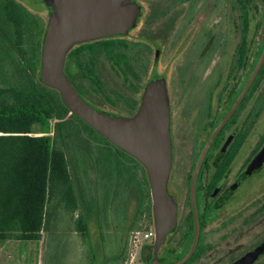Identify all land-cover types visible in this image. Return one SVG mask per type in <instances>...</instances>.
I'll return each mask as SVG.
<instances>
[{"label":"flooded vegetation","instance_id":"1","mask_svg":"<svg viewBox=\"0 0 264 264\" xmlns=\"http://www.w3.org/2000/svg\"><path fill=\"white\" fill-rule=\"evenodd\" d=\"M18 1L30 9L43 5ZM141 1L125 0L143 11ZM148 2L135 26L76 44L70 51L83 47V62L74 58L68 64L88 72L82 78L91 83L86 90L74 84L84 96L106 107L122 101L123 109L113 108L124 115L137 112L149 82L164 80L175 223L154 255L150 197L145 219L152 232L140 262L264 264V0ZM107 42L115 44L110 53L103 47ZM96 50L123 84L105 102L93 96L103 90L92 73ZM217 126L193 181L197 159Z\"/></svg>","mask_w":264,"mask_h":264},{"label":"trees","instance_id":"2","mask_svg":"<svg viewBox=\"0 0 264 264\" xmlns=\"http://www.w3.org/2000/svg\"><path fill=\"white\" fill-rule=\"evenodd\" d=\"M44 27L39 9L0 0V240L75 234L85 264H124L129 234L150 215L145 169L39 80ZM114 45L103 44L106 53ZM78 48L66 63L77 87L88 73L68 66L83 62Z\"/></svg>","mask_w":264,"mask_h":264},{"label":"water","instance_id":"3","mask_svg":"<svg viewBox=\"0 0 264 264\" xmlns=\"http://www.w3.org/2000/svg\"><path fill=\"white\" fill-rule=\"evenodd\" d=\"M41 2L45 11V27L40 45L39 80L57 90L61 101L71 113L143 165L154 216L156 255L157 247L175 223L176 212V202L168 190L171 145L164 80L149 82L137 112L124 115L90 101L75 87L66 72L68 54L76 44L132 28L139 22L142 8L134 3L130 5L125 0ZM219 126L210 134L197 159L193 181L206 145L217 133ZM197 228L195 212V232ZM153 264L165 263L155 258Z\"/></svg>","mask_w":264,"mask_h":264},{"label":"rangeland","instance_id":"4","mask_svg":"<svg viewBox=\"0 0 264 264\" xmlns=\"http://www.w3.org/2000/svg\"><path fill=\"white\" fill-rule=\"evenodd\" d=\"M141 1V0H140ZM151 0H145L141 1L143 2V11L142 14L147 13V9L149 6V2ZM156 2L160 3L161 5L163 3H166V0H155ZM211 1V0H208ZM219 4V3H217ZM223 4V3H222ZM221 3L219 5H222ZM220 10H226L227 7H218ZM39 12L45 16L44 6L41 5V8L39 9ZM45 18V17H44ZM143 19V18H142ZM93 57V61L95 63V67L92 69L93 76L96 77L98 80L102 83V93H98L95 96V99L101 100V102H105V97L109 96L115 99L117 96V92L123 90V84L121 76H119L116 71L111 67L110 63L106 60L103 53L100 50H96V52L91 56ZM81 84V90H86L88 86H90V81L88 79L82 80ZM130 94V93H128ZM94 102V101H93ZM98 102V101H97ZM96 102V103H97ZM98 104V103H97ZM102 104V103H99ZM103 105V104H102ZM106 106V105H105ZM111 110L114 111V109H123L122 101H117L112 106L107 105ZM115 107V108H113ZM130 207H133V201L131 202ZM142 228V229H141ZM140 230H138V234L134 237V235L131 236L132 232L129 234V240H128V249H127V257L125 264H141V252L144 248V246H147L149 243V237H145L146 233H149L152 231V223L149 219L142 220ZM90 231L92 234V237L94 239V245L100 244L101 241H99L96 237L97 231H96V223L93 221L90 225ZM48 233L47 231H43V234L45 235ZM48 233L45 239V243H35V241L27 242L25 247L27 249L26 253L24 254H18L17 253V246L13 247H6L4 248L3 254L5 255V258L0 256V264H85V259L79 260L78 251H79V244L78 240L76 241L71 238H66L62 233L60 235L62 237L60 238H53V236H50V239L48 238ZM151 234H149L150 236ZM77 242V243H76ZM33 246H37L36 251H30ZM3 249L0 248V251ZM97 255L98 252L96 251ZM8 255L11 256V260L8 261ZM102 260V258H98L99 261Z\"/></svg>","mask_w":264,"mask_h":264},{"label":"crops","instance_id":"5","mask_svg":"<svg viewBox=\"0 0 264 264\" xmlns=\"http://www.w3.org/2000/svg\"><path fill=\"white\" fill-rule=\"evenodd\" d=\"M91 225V224H90ZM55 231H53L52 233H54ZM48 233H46L45 235L43 234V231L41 232V237L39 240H28V241H25V240H18V239H2L0 240V248L3 247V249L0 251V256H2L3 258H5V255L3 254V251H4V248L6 247H15L17 246V253L20 255V254H25L27 249L25 247L26 243L27 242H31V241H35V243L37 242V244H39L40 242L42 243H45V239H46V236H47ZM71 239H74L76 241V239L78 240V244L80 245V241H79V238L77 237V235L73 234L72 238ZM32 243V242H31ZM77 243V242H76ZM34 244V243H32ZM36 247L37 246H33V248L30 250L31 252L32 251H36L38 253V251L36 250ZM6 252V251H4ZM11 260V256L8 255V261Z\"/></svg>","mask_w":264,"mask_h":264},{"label":"built area","instance_id":"6","mask_svg":"<svg viewBox=\"0 0 264 264\" xmlns=\"http://www.w3.org/2000/svg\"><path fill=\"white\" fill-rule=\"evenodd\" d=\"M138 232H139L138 230L133 231L132 234H131V236L134 235V237H135V236L138 234ZM151 232H152V231H150L149 233H146V234H145V237H147L149 234H151Z\"/></svg>","mask_w":264,"mask_h":264}]
</instances>
